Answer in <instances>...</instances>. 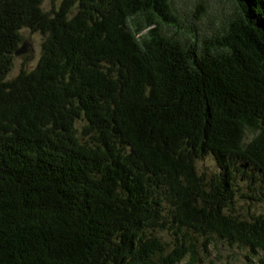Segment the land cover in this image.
Returning a JSON list of instances; mask_svg holds the SVG:
<instances>
[{
  "label": "trees",
  "instance_id": "16d2710c",
  "mask_svg": "<svg viewBox=\"0 0 264 264\" xmlns=\"http://www.w3.org/2000/svg\"><path fill=\"white\" fill-rule=\"evenodd\" d=\"M237 2L198 39L164 30L172 0H0V264H179L198 233L264 250L239 210L264 199V0ZM24 27L42 56L9 78Z\"/></svg>",
  "mask_w": 264,
  "mask_h": 264
},
{
  "label": "rangeland",
  "instance_id": "374dc122",
  "mask_svg": "<svg viewBox=\"0 0 264 264\" xmlns=\"http://www.w3.org/2000/svg\"><path fill=\"white\" fill-rule=\"evenodd\" d=\"M61 0H45L43 6L45 9H51L53 3L58 4ZM204 2V7L200 3ZM174 11L178 14V24L173 26L165 24L164 30L168 33L177 34L178 37L195 36L193 31L197 32L198 39L204 36H212L213 33L222 30L228 22V17L239 9L237 0H172ZM198 14V15H196ZM24 40L28 42V51L22 54H15L14 64L9 78L16 76L23 68H34L41 59L43 52V42L46 34L42 31H34L32 28L24 27L21 31ZM24 41V42H25ZM254 133L247 130L246 141L252 138ZM216 159L212 154L198 159V168L200 172L212 174L217 169ZM251 208L246 211L250 212ZM264 207L257 203L253 207L254 212H261ZM195 246L200 253L193 252L188 255L182 264H263L259 256L251 257L252 252L239 245H229L223 241L212 240L208 248L203 246V238L199 235Z\"/></svg>",
  "mask_w": 264,
  "mask_h": 264
},
{
  "label": "water",
  "instance_id": "95a60500",
  "mask_svg": "<svg viewBox=\"0 0 264 264\" xmlns=\"http://www.w3.org/2000/svg\"><path fill=\"white\" fill-rule=\"evenodd\" d=\"M28 46H29L28 42L25 41V42H24L21 46H19V48L16 50V53L20 55V54H22V53L27 52V51H28Z\"/></svg>",
  "mask_w": 264,
  "mask_h": 264
}]
</instances>
